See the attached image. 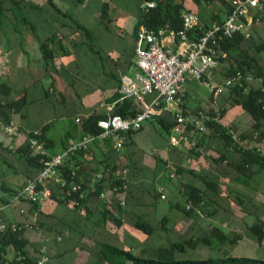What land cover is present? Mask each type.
Segmentation results:
<instances>
[{"label":"crops","instance_id":"1","mask_svg":"<svg viewBox=\"0 0 264 264\" xmlns=\"http://www.w3.org/2000/svg\"><path fill=\"white\" fill-rule=\"evenodd\" d=\"M94 1L53 0L61 14L46 0H25L18 7L7 2L3 12L0 102L4 104L20 98L22 101L9 119L20 133L8 137L0 126V150L9 155L0 163L1 217L6 223L23 227L28 259L34 264L43 249L47 264H107L100 260L103 245L148 255L156 248L143 245L153 235L154 228L160 221L161 230L168 232L172 219V230L178 241L192 238L194 242L216 227L247 236L236 246L244 241L253 243L248 228L258 220L264 224V179L261 177L264 170L257 166L254 173L240 175L234 168L238 151L232 147L225 149L216 139L206 143L205 147L210 148L205 153L191 158L187 156V150L194 142L188 140L172 146L169 143L171 133L168 139L163 138L155 122H146L147 126L143 124L146 130H141L140 135L139 132L135 134L132 144L125 141L120 153L112 150L109 139H96L89 144L88 152H78L65 162L64 166L76 172L77 181L84 187L80 207L61 202L63 198L60 191L56 192L55 180L47 182L50 194H53L37 211L23 199L15 198L26 180L34 178L40 170L28 167L24 160H17L18 156L9 151L27 142L29 131L45 127L44 137L53 143L52 147L45 149L47 155L61 154L70 142H78L85 136L81 121L93 114L106 116L112 112L117 104L115 98L120 77L135 71V35L144 27L140 25V19L143 15L141 5L145 0H135L133 6L124 3L131 0H121L122 3L120 0ZM215 1L217 7L210 16L203 11L204 1L196 6L185 0L184 5L187 11L198 14L201 24L210 27L218 21L221 23L227 13L221 1ZM225 1L229 6L231 0ZM104 3L108 4L106 12L102 11ZM259 16V23H253L241 32L253 42L255 35L257 38L264 35V12ZM69 17L82 25L88 34L75 31ZM42 43H48V49L55 53L48 63L39 50ZM214 80L223 81L215 75ZM180 93L184 98L187 96L183 91ZM217 98L218 103L214 101L212 105L214 111H218L220 104V97ZM176 106L171 105L172 108ZM162 115L170 119L165 112L157 117ZM219 123L230 129L231 134L247 136H250L253 124L248 115L235 117L230 110ZM144 132L149 134L150 143L143 137ZM55 135L58 138H54ZM257 145L260 156L264 157V137L257 141ZM221 153L225 155L224 160L216 161ZM113 165L129 169L124 195L118 197L124 205L118 204V198L109 189L100 196L92 193L96 175L106 166ZM176 169H180L179 174ZM206 183L219 186L216 196ZM191 188L199 193L205 192L208 195L205 201L197 206L191 205L188 195ZM159 190L165 196L164 200L160 199ZM171 194L182 196L185 205L181 208L171 203L169 212L175 208L183 215L171 218L172 213L167 212L170 218L163 216L157 221L159 201L169 202ZM188 205L192 209L189 215L182 211ZM35 211L38 215L34 224L32 216ZM141 221L152 227L150 234L136 229L135 223ZM198 248L208 249L198 244L190 245L184 254ZM2 257L11 261L14 252L8 248Z\"/></svg>","mask_w":264,"mask_h":264},{"label":"built area","instance_id":"2","mask_svg":"<svg viewBox=\"0 0 264 264\" xmlns=\"http://www.w3.org/2000/svg\"><path fill=\"white\" fill-rule=\"evenodd\" d=\"M155 5V2L145 0L141 5V12L146 14L155 8ZM263 9L264 0H231L224 20L207 29H202L199 17L191 12L181 14L179 29H172L168 24L155 29L139 28L134 44L135 71L131 75L124 74L120 77L115 102L135 101L140 105V111L128 118L107 114L105 119L99 120L96 124L101 130L99 134H87L78 142H70L68 147L56 156H48L43 145L38 142L39 131H32L29 137L27 133L30 149L48 159L34 178L26 180L21 192L15 198L23 199L29 205L42 206L51 196L47 182L55 180L60 195L66 199V203L80 207L83 191L76 181L75 172L71 171L67 176L63 175L61 169L65 162L78 152H88L89 144L96 139H109L112 142V150L120 153L127 133L138 131L144 122L153 120L162 112L168 113L173 122L169 138L172 146L188 142L186 131L189 127L205 132V122L210 120L208 115L188 116L183 114L177 106L172 108L171 105L179 103L178 95L187 80L201 82L212 98H217L224 90L234 85L241 87L243 83L262 82L261 78L245 76L240 72L234 73L221 82H216L214 75L220 66L218 53H220L221 44L225 39L241 33L249 25L258 23L260 21L258 12ZM215 121L219 123L218 115ZM0 126L8 137L17 136L20 133L19 128L11 120L3 123L0 117ZM232 139L239 147L261 154L257 145V134L244 139L232 134ZM128 172L127 167L107 166L95 178L96 181H101L105 176H111L119 181L112 191H124ZM161 192L159 190V193ZM160 199H165L162 193ZM121 205L124 203L121 202ZM186 209L190 210L191 207L188 205ZM2 210L3 207H0V232L23 230L21 225L6 223L1 217ZM36 211L32 216L34 224L38 215ZM29 226L26 225V227ZM16 261L18 264H26V257L20 256ZM47 263L45 251L41 249L40 257L34 264Z\"/></svg>","mask_w":264,"mask_h":264},{"label":"trees","instance_id":"3","mask_svg":"<svg viewBox=\"0 0 264 264\" xmlns=\"http://www.w3.org/2000/svg\"><path fill=\"white\" fill-rule=\"evenodd\" d=\"M53 0H46L48 5L54 10L58 11L52 2ZM153 1L154 0H146ZM185 0H155V8L150 10L148 13L143 14L140 19V25L155 29L168 24L172 29H179L181 27V13L189 12L186 10L184 5ZM194 5L199 6L201 1L208 2L209 0H189ZM221 4L225 6L227 12L229 11V6L225 0H220ZM15 4L17 7L20 2L25 0H0V26L4 22V9L6 3ZM108 9V4L104 3L102 5V11L106 12ZM264 9L258 12L261 15ZM58 13H60L58 11ZM61 14V13H60ZM65 16V14H63ZM198 15V14H197ZM67 16V15H66ZM201 19V18H200ZM72 27L74 30H80L88 34V31L76 22L74 19L69 17ZM220 23V21H218ZM202 25V29L209 28L208 25ZM52 43L56 44L55 40H51ZM59 46V45H57ZM39 50L41 52L42 58L45 62H49L50 59L54 58L55 53L48 49V43L39 44ZM264 50V42H259L257 44L253 43L250 39L246 38L242 33L235 34L230 39H225L221 44L218 53L219 63H226V68H222L219 72L221 74V79L225 80L231 77L234 73L240 72L243 75H251L254 78H261L262 82L257 83H243L241 87L234 85L227 89L226 94L219 95L220 104L218 111L209 109L206 111V115L210 117L209 121L205 122L206 131L199 132L193 127H189L186 131V136L190 142H194V145L187 150V156L198 158L201 154L205 153L210 147H205L206 143L211 140H217L225 149L233 148L238 151L239 158L236 161L234 168L238 171L240 175L244 173L252 174L255 172L257 166L259 170H264V157L260 156L254 150H247L239 147L235 141L232 139V134L230 129L224 127L221 123L215 121L217 115L219 120L224 118L227 112L233 111L235 117L241 115H248L252 120V127L250 129V136L239 134L238 137L241 139L250 138L254 134L258 135V141L264 137V70L261 64L251 55V51L261 52ZM3 86L0 85V92ZM117 99L115 98V101ZM22 98L18 100L8 101L6 103L0 102V117L3 123H7L13 112H16L20 106ZM140 111V105L132 100H124L118 102L113 108L111 115H119L123 118H128L133 116L136 112ZM182 112L186 115L184 106H182ZM105 115L93 114L88 116L86 119L81 121V130L84 135L94 134L97 135L101 130L97 127V122L99 120L105 119ZM146 122H155L161 130L166 134L171 133L173 127V122L165 115L155 117L153 120ZM144 122L143 124H145ZM138 131H130L126 135V143L132 144V138L138 132L144 129V126ZM45 127H42L39 132L40 136L37 138L38 142L43 145L44 149L52 147V141L44 137ZM32 131L28 132V137L31 136ZM9 151V150H8ZM12 154L18 156L17 160H24L28 167H33L41 170L43 163L48 159L46 156H39L34 153L30 147L29 143L24 142L18 147H14L9 151ZM225 158L224 153H221L216 161L222 162ZM156 163H159V159H155ZM115 166V165H113ZM107 167V166H106ZM64 176L70 174L71 170L64 166L62 169ZM176 173H180V169H176ZM76 174V172H75ZM192 174V173H191ZM77 181V176H76ZM77 183H79L77 181ZM119 183L118 180L112 178L111 176H105L101 181H96L94 183L93 194L100 196L104 190L109 189V191L114 195V197H122L125 191L113 192L112 189L115 185ZM126 183V181H125ZM80 184V183H79ZM208 188L213 190V195L216 196V191L219 186L214 183ZM82 190L83 185L80 184ZM59 192L58 187H56V192ZM53 194V192H52ZM51 194V195H52ZM189 201L191 205L197 206L200 202L205 201V192H200L197 189L191 188L189 192ZM239 198V197H238ZM118 200V201H117ZM116 201L121 203L123 200ZM63 203H66V199H62ZM108 202V201H107ZM237 203H240L238 201ZM37 210L38 206H32ZM176 207H178L176 205ZM192 210V209H190ZM189 209H182L184 213L189 215ZM136 229L144 232L146 235L150 234L152 227L144 221L136 222ZM251 233V237L258 244L261 245L264 240V224L261 221H257L255 224L248 228ZM242 238V235H236L229 232H225L220 228H213L208 235L201 236L197 238L196 241H192V238L184 241L173 242L167 247H159L149 252L148 255H143L140 253H133L130 250H119L108 245L101 246L100 249V260L107 264H264V259H252L249 257H236L226 251L227 245L234 246ZM201 245L207 247L211 252H216L217 257L207 256L206 258H177V254H184L185 250L190 245ZM27 240L23 236V230L11 232L5 230L0 232V264H18L16 261L20 256L26 257V264H32V261L28 259L26 254ZM12 249L14 252V259L11 261H6L3 259L2 255L5 254L6 249Z\"/></svg>","mask_w":264,"mask_h":264},{"label":"rangeland","instance_id":"4","mask_svg":"<svg viewBox=\"0 0 264 264\" xmlns=\"http://www.w3.org/2000/svg\"><path fill=\"white\" fill-rule=\"evenodd\" d=\"M120 3H122L121 0H120ZM124 3L127 6H133L135 3V0H131L130 2L127 1ZM216 4L217 3L215 0H209L208 2H205L203 11L205 12L206 16H210L216 10V7H217ZM253 40L254 42L253 41L252 42L255 44L259 42H264V35L262 34L261 36H258V38H257V35H255L253 37ZM251 55L257 59V61L261 64L264 70V50L261 52L251 51ZM226 67H227L226 63H221L219 66V69L221 70L222 68H226ZM219 71L215 74L217 79H221V74ZM182 91L186 93L187 96L184 98L181 96L182 95L181 93H180L181 95L180 94L178 95L179 103L177 104V107H179L182 110V106H184V110L186 111V115L188 116H197L200 114H205L206 111H208L209 109H212V105L214 104V101L218 103V98L217 99L215 98L216 100L213 99L208 89L201 82L197 80H187ZM222 93L226 94L227 89L224 90ZM214 108L215 107H213V109ZM47 114L49 115V113ZM147 125L149 124H145V126ZM144 129L146 130V128ZM157 130L161 133V136L163 138L168 139L169 135L166 134L163 130H161L159 126ZM140 134L141 132L138 133V135ZM55 136L56 137L54 138H58V135H55ZM148 136L149 134L144 132L143 137H145L146 141H149L150 143V139ZM8 157H9L8 153H4L0 150V163H2ZM0 170H1V167H0ZM261 177L264 179V172L261 174ZM171 203H176L182 208L185 205V199L178 194H173V195L171 194V200L169 202L159 201L158 208L156 211L157 215L155 217L157 221H159L163 216L169 217L167 212L172 213L171 218L183 215L181 211L175 208L172 210V212H169L168 206ZM172 223H173V219L168 224V232H166V231L161 230L163 225L159 221V224L157 225V227L154 228L155 231L153 235H151V237L148 239V242L145 243L143 246H148L150 248H159V247H167L173 242H178V239L174 235V231L172 230L174 228V225ZM245 237L247 238V236L242 234V238L239 240V242L243 241V238ZM263 244L258 245L255 241L253 243L252 242L247 243L246 241H244L241 243L240 246H236L237 244L234 246L227 245L226 251H228L229 253L233 255H237V254L241 256L249 255L250 256L249 258H252V259H264V245ZM253 246L256 247L254 250H252L251 248ZM197 251H198V254H195V252ZM197 251L191 249V250H187V253L188 252L190 253L188 255L187 254L183 255V254L178 253L176 256L177 258H181V259L202 258V257H206L207 253H209L208 256H211V257L218 256L217 251L211 252L209 250L210 251L209 252L208 249L206 248H200V249L198 248ZM197 255H200V256L198 257Z\"/></svg>","mask_w":264,"mask_h":264}]
</instances>
